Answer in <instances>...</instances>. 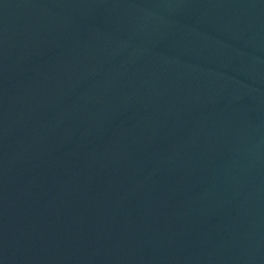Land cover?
<instances>
[{
	"label": "water",
	"instance_id": "obj_1",
	"mask_svg": "<svg viewBox=\"0 0 264 264\" xmlns=\"http://www.w3.org/2000/svg\"><path fill=\"white\" fill-rule=\"evenodd\" d=\"M0 264H264V0H0Z\"/></svg>",
	"mask_w": 264,
	"mask_h": 264
}]
</instances>
